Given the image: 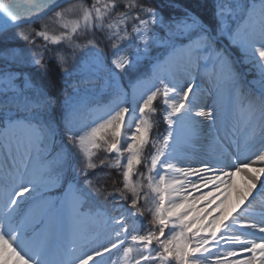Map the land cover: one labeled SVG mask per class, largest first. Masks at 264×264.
I'll use <instances>...</instances> for the list:
<instances>
[{"label":"snow or ice","instance_id":"1","mask_svg":"<svg viewBox=\"0 0 264 264\" xmlns=\"http://www.w3.org/2000/svg\"><path fill=\"white\" fill-rule=\"evenodd\" d=\"M211 8L0 0V264H264V0Z\"/></svg>","mask_w":264,"mask_h":264},{"label":"rangeland","instance_id":"2","mask_svg":"<svg viewBox=\"0 0 264 264\" xmlns=\"http://www.w3.org/2000/svg\"><path fill=\"white\" fill-rule=\"evenodd\" d=\"M206 3H210L211 4V0H205ZM205 1H201V0H162V2L160 1V5L163 6L164 8V12L167 14V13H171V12H174L176 14H179L182 12V10L184 8H188V9H191L192 11L195 12V7L197 10H203L204 11V8H205V4H203V2ZM174 6V7H172ZM207 6V5H206ZM193 7V8H192ZM208 8V7H207ZM204 16L206 18H208L210 24L213 23V20H212V8H208L207 11H204ZM196 13V12H195ZM201 20L208 24L207 22H205V20L203 19V17L201 15H198ZM36 27H39V24L36 25ZM81 40H83V37H81ZM39 42V41H38ZM15 44H18L19 46L21 47H30L29 45L26 44V42L24 41H17L15 42L14 44L10 45V46H15ZM69 53H70V50H69ZM54 67V65H53ZM240 68V71L242 73H244V79L246 82L248 81H254L256 79H258V76H257V73L254 69H252L251 71H249V68H250V65H247V64H241L239 66ZM42 80L44 82V84L46 85H49L51 90H52V93L53 94H56V92L60 89L61 87V83L58 79L56 78H53V77H50V76H44L42 77ZM250 87L253 88V90H255L257 88V85L255 84H250L249 85ZM70 91V89H69ZM208 101H209V98H208ZM164 126V127H163ZM166 128V125H164L162 122L160 124V129L161 131H163V129ZM12 135H19V133H11ZM59 138L57 137L56 138V141L58 140ZM65 143H67L65 141ZM69 148H71V145H69ZM255 166H261V165H255ZM228 170V169H226ZM237 180L239 179V177L236 178ZM109 187L111 186V181H109L108 183ZM68 189V185L67 184H63V187L61 186H56L54 188H52L49 192V195L53 198V199H58V198H61V197H64V196H68L70 198V192L67 191ZM257 211H260V208L259 206L257 207L256 209ZM105 211H108L109 214H113L111 213V210L110 209H105ZM145 224H147V221H145ZM96 225V222L92 219V218H89V217H85L83 218L82 220V227L83 229L85 230V233L86 234H91L90 233V230L93 229ZM122 255V253H121Z\"/></svg>","mask_w":264,"mask_h":264},{"label":"trees","instance_id":"3","mask_svg":"<svg viewBox=\"0 0 264 264\" xmlns=\"http://www.w3.org/2000/svg\"><path fill=\"white\" fill-rule=\"evenodd\" d=\"M162 2V0H157V3H159V2ZM197 1V0H196ZM201 1H205V0H201ZM160 4V3H159ZM203 4H205V8H204V11H207V9L208 8H210L211 9V4L210 3H206V1L205 2H203ZM207 5V6H206ZM208 7V8H207ZM193 8V7H192ZM195 12H196V14L197 15H201L202 17H203V19L205 20V22H207L208 24H210V22H209V20H208V18H206L205 16H204V11L203 10H197L196 9V7H195ZM125 79H127V78H125ZM59 139L56 141V145H57V148L59 149V147H60V136L58 135L57 136ZM65 141H66V139H65ZM67 142V141H66ZM72 147V146H71ZM107 183H109V181L107 182Z\"/></svg>","mask_w":264,"mask_h":264},{"label":"bare ground","instance_id":"4","mask_svg":"<svg viewBox=\"0 0 264 264\" xmlns=\"http://www.w3.org/2000/svg\"><path fill=\"white\" fill-rule=\"evenodd\" d=\"M206 99H208V98H206ZM209 103H211V100H210V98H209V101H208ZM164 127V126H163ZM208 150H210L209 148H208V146L207 145H197L196 146V151L197 152H201V151H208ZM240 179V178H239ZM239 179L237 180L238 182H239ZM204 191H207V189H205ZM199 193H193V195H198ZM203 201H201L200 202V205H198V207L199 206H202L203 205Z\"/></svg>","mask_w":264,"mask_h":264}]
</instances>
